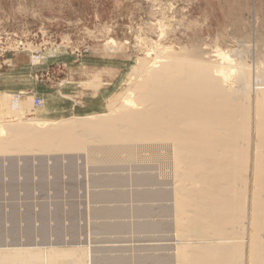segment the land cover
<instances>
[{
	"label": "rangeland",
	"instance_id": "rangeland-1",
	"mask_svg": "<svg viewBox=\"0 0 264 264\" xmlns=\"http://www.w3.org/2000/svg\"><path fill=\"white\" fill-rule=\"evenodd\" d=\"M260 34L264 0H0V123L19 120L3 101L10 97L21 100L25 116L33 119L106 113L129 88L133 69L140 61H154L161 48L176 52L203 45L231 54L243 43L238 55L245 59L231 58L237 66L242 59L249 63L254 88L262 80L255 78V66L264 63V56L253 54ZM35 97L40 106L34 105ZM101 144L89 139L68 150L1 152L3 168H16L13 177L0 172V244L80 248L91 253L90 264H146L144 258L172 256V217L158 211L161 205L170 207L171 199L136 197L144 189L171 188L169 152L151 143L146 151L135 147L106 157ZM145 173L157 183L132 182ZM101 176L124 181L97 184ZM105 193L107 202L98 197ZM109 208L115 212L98 211ZM141 208L151 211L147 215ZM53 259L47 255L45 263L25 264H73L69 258Z\"/></svg>",
	"mask_w": 264,
	"mask_h": 264
},
{
	"label": "bare ground",
	"instance_id": "bare-ground-1",
	"mask_svg": "<svg viewBox=\"0 0 264 264\" xmlns=\"http://www.w3.org/2000/svg\"><path fill=\"white\" fill-rule=\"evenodd\" d=\"M109 43L116 42L111 39ZM240 47L239 51L233 47V58L245 59L238 55L242 54ZM249 47L247 50L252 49ZM254 47L253 54L262 58L263 34L257 37ZM231 54L203 45L176 52L161 48L154 61H140L131 72L132 82L126 92L109 104L108 112L98 115L62 120L27 118L21 100L6 98L5 105L19 120L0 123V153L56 151L92 139L104 143L98 146L104 156L116 157L120 150L132 152L137 147L146 151L151 143L160 145L171 156L167 170L171 190L144 189L136 197L171 199L170 207L161 205L158 211L170 213L176 246L174 255L149 257V261L144 258V262L264 264V63L255 66V78L262 80L253 88V70L246 67L249 63L245 66L240 59L237 66ZM3 162L0 172L12 176L13 166L3 168L6 159ZM123 181L109 176L96 179L97 184L107 185ZM132 182L145 186L157 183L156 177L147 173L132 177ZM108 196L105 193L98 197ZM141 209L147 215L151 211ZM98 211L101 215L115 212L110 208ZM60 249L51 244H0V264L45 263L47 255L56 262L69 258L73 264H88L91 260L89 251ZM115 262L122 263V259Z\"/></svg>",
	"mask_w": 264,
	"mask_h": 264
},
{
	"label": "built area",
	"instance_id": "built-area-1",
	"mask_svg": "<svg viewBox=\"0 0 264 264\" xmlns=\"http://www.w3.org/2000/svg\"><path fill=\"white\" fill-rule=\"evenodd\" d=\"M33 58L38 59L39 56L35 55V56H33ZM33 103L35 106H40L42 104V100L40 98L35 97L33 100Z\"/></svg>",
	"mask_w": 264,
	"mask_h": 264
}]
</instances>
